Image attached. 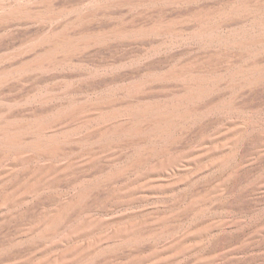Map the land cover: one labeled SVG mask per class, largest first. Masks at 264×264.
Listing matches in <instances>:
<instances>
[{
	"label": "rangeland",
	"instance_id": "obj_1",
	"mask_svg": "<svg viewBox=\"0 0 264 264\" xmlns=\"http://www.w3.org/2000/svg\"><path fill=\"white\" fill-rule=\"evenodd\" d=\"M0 264H264V0H0Z\"/></svg>",
	"mask_w": 264,
	"mask_h": 264
}]
</instances>
